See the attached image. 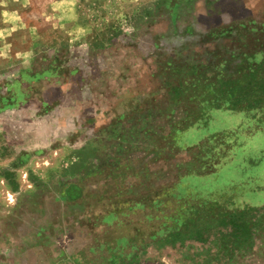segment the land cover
I'll return each instance as SVG.
<instances>
[{
  "label": "rangeland",
  "instance_id": "rangeland-1",
  "mask_svg": "<svg viewBox=\"0 0 264 264\" xmlns=\"http://www.w3.org/2000/svg\"><path fill=\"white\" fill-rule=\"evenodd\" d=\"M261 80L264 0H0V264H264Z\"/></svg>",
  "mask_w": 264,
  "mask_h": 264
},
{
  "label": "trees",
  "instance_id": "trees-1",
  "mask_svg": "<svg viewBox=\"0 0 264 264\" xmlns=\"http://www.w3.org/2000/svg\"><path fill=\"white\" fill-rule=\"evenodd\" d=\"M254 72H252L251 74H246L244 75V78L242 80V83H239L237 81H233V80H228L224 83H222L221 87H220V93L222 95V99L224 100V104L228 105V110L230 111H235V110H250V109H255L258 108L259 106H261V98L262 97H257L256 99H254L252 102H249L246 104L247 98L246 95L247 93L251 90L252 88V81H254L253 77H254ZM254 85H258L261 92H263L264 94V80H261L259 82H255ZM243 93V94H239ZM242 98H245L244 100H242ZM244 102L242 109L237 108V105L240 102ZM215 206H217L218 209L221 208H226L223 203H219V202H214V205L209 206L211 209L216 208ZM208 207H206L202 212H207L209 210H207ZM253 208H249V207H244L243 209H241L240 212L238 211H226L225 214L218 212L216 214V217L219 218H223L221 220V222L223 224H230L233 228V236L235 238H238L240 235L245 236L244 240H246L249 235V231H250V224L248 223V215H249V210H252ZM217 212V210L213 211V214H215ZM230 212V213H229ZM215 216V215H213ZM227 218V220H226ZM243 238V237H242Z\"/></svg>",
  "mask_w": 264,
  "mask_h": 264
}]
</instances>
